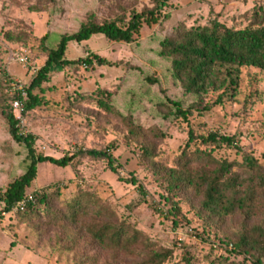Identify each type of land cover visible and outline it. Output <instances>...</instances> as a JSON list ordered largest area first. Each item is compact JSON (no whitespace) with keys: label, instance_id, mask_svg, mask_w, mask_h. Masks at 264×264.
Here are the masks:
<instances>
[{"label":"rangeland","instance_id":"1","mask_svg":"<svg viewBox=\"0 0 264 264\" xmlns=\"http://www.w3.org/2000/svg\"><path fill=\"white\" fill-rule=\"evenodd\" d=\"M154 6V0H0V84L6 90L8 82L16 80L26 89L33 79L22 66L7 63L9 51L28 50L40 69L47 58L40 44L43 36H47L44 47H53L62 35L75 33L89 20L125 27L133 12ZM215 22L232 29L262 27L264 0H168L152 19L142 22L131 43L109 41L103 35L68 43L64 58L75 65L51 71L33 91L42 103L22 116L20 130L35 136L36 154L53 158L114 144L116 171L109 170L105 159L87 155L66 168L38 163L26 193L43 195L45 202L35 200L38 213L28 224L20 221L19 213L0 216V264L141 263L145 257L141 246L135 254L115 256L80 230L93 220L108 219L97 215L96 208L80 214L74 225L62 219L78 190L97 197V206L114 213L117 222L141 231L156 249L172 251L167 264H254L222 242L233 244L243 224L262 221L264 190L254 200L250 218L239 212L210 217L201 210L200 197L193 192L171 193L141 161V147L148 145L154 148V161L177 168L192 130L191 148L199 147L219 162L242 164L249 156L264 168V71L241 68L232 91L209 92L199 99L184 92L171 75L170 61L159 55L164 38ZM93 56L112 65L86 63L84 68L85 60ZM167 100L180 103L188 112L185 120L173 115ZM103 101L120 116L105 110ZM8 106V99L0 95V193L24 173L27 164L25 148L7 132ZM128 120L140 126V136H131ZM155 130L163 133L162 139L151 135ZM209 134L231 137L234 145L202 144L201 137Z\"/></svg>","mask_w":264,"mask_h":264},{"label":"trees","instance_id":"2","mask_svg":"<svg viewBox=\"0 0 264 264\" xmlns=\"http://www.w3.org/2000/svg\"><path fill=\"white\" fill-rule=\"evenodd\" d=\"M154 1L153 10L133 12L125 27L118 26L114 21L97 24L89 20L82 23L75 33L62 35L53 47H44L47 41L46 35L40 38L42 51L47 58L25 89L27 98L24 101V114L41 105V98L33 91L40 88L41 84L48 79L51 71L75 65V62L64 58L69 42H84L93 35H103L109 41L131 43L133 36L139 32L142 22L149 18L152 19L154 13L168 0ZM7 37L11 38L10 35ZM159 55L170 61L171 75L181 85L184 92L196 95L199 99L209 92L229 93L236 87L235 81L240 78L241 68L264 71V26L250 25L245 28L232 29L215 22L211 26L188 28L178 33L176 37H167L160 41ZM84 63L112 65L97 56H93L92 60L86 59ZM146 80L151 81L150 78ZM0 95L9 101V108L5 113L3 112L7 132L13 142L25 148L27 161L24 173L0 193V213L8 212L17 202L30 195L32 201L26 204L23 211L16 212L19 213L17 217L26 224L31 223L36 217L35 214L38 212L36 211L37 206L34 205L35 200L44 204L45 197L38 196L36 192L26 193V189L36 177L38 163H50L66 168L80 155H87L94 159H105L109 170L116 171L112 155L115 150L114 144H110L103 150H79L61 158L36 154L35 136L22 133L19 121L14 117L11 108V101L14 97L9 94V85L5 90L0 84ZM167 101L174 107L173 115L185 120L188 112L181 109L180 103ZM101 104L108 112L120 116L109 104L104 101ZM126 123L131 136H140L143 133L140 126L133 124L131 120ZM151 133L153 137L163 138V133L159 130ZM188 134L189 141L178 157L177 168H167L154 161V148L148 145L141 147L142 163L149 168L156 181L159 179L164 181L166 189L171 193L176 195L193 192L200 197V208L210 217H227L239 212L247 219L250 218L255 212L253 210L254 200L257 195H262L264 190V168L249 156H245L242 164L219 162L199 147L191 148L190 142L194 140V135L192 130H189ZM201 143L233 146L234 139L209 134L207 137H201ZM197 164H203V167L194 169L193 166ZM235 167L239 169L237 172L233 171ZM135 181L131 179V182ZM138 190L144 200L145 193L140 186ZM97 199L90 193L78 190L73 200L68 203V208H65L62 219L71 221L74 225L80 214L96 208L97 215L107 216L108 219L102 223H96L93 220L83 224L80 228L93 242L115 256L135 254V248L141 246L140 250L145 257L139 264H167L170 261L172 251L156 249L141 231L125 222H117L114 213L109 212L102 205H96ZM222 243L227 247L231 246L232 252L253 259L254 264H260L261 258L264 257V217L257 224H243L233 244Z\"/></svg>","mask_w":264,"mask_h":264},{"label":"built area","instance_id":"3","mask_svg":"<svg viewBox=\"0 0 264 264\" xmlns=\"http://www.w3.org/2000/svg\"><path fill=\"white\" fill-rule=\"evenodd\" d=\"M7 63L9 65L18 64L22 66L30 77L35 76L38 70L32 61L29 51L24 48L9 51ZM83 67L87 68L85 63H83ZM9 94L14 97L11 101V108L14 112V117L20 124L22 122V116L24 115V101L27 98L25 87L20 82L13 80L9 82ZM31 201L32 197L28 195L17 202L8 212H1L0 215L7 216L18 211H23L26 204Z\"/></svg>","mask_w":264,"mask_h":264}]
</instances>
